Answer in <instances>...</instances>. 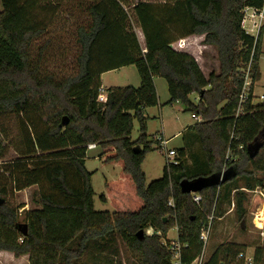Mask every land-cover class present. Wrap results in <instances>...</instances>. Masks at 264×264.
<instances>
[{
    "label": "trees",
    "instance_id": "obj_1",
    "mask_svg": "<svg viewBox=\"0 0 264 264\" xmlns=\"http://www.w3.org/2000/svg\"><path fill=\"white\" fill-rule=\"evenodd\" d=\"M44 1L50 0H0V116L18 118L22 146L16 158L3 160L7 146L0 130V251L27 255L28 264H122V250L125 264H171L169 240L161 239L176 226L177 240L186 245L181 260L190 263L203 249L200 234L209 216L221 212L224 199L232 195L243 223L247 191L264 188V94L255 103L250 89L237 112L243 70L249 65L252 83L260 78V40L243 28L244 9H260L264 0L133 3L144 51L128 28L122 0H90L87 20L76 29V71L59 81L38 76L48 39L31 64L32 42L46 32ZM192 34H204L203 43L216 48L218 73L205 77L192 55L171 46ZM129 65L137 69L139 86L106 88L100 101V75ZM155 77L166 80L168 104L181 102L201 120L187 127L191 138L177 151L176 163L167 160L162 176L146 184L141 164L154 143L160 148L156 136L147 138L143 115L158 104ZM135 118L141 133L132 141ZM90 143L100 148L103 163L120 166L100 195L111 212L93 209L91 173L84 167ZM212 173H224L226 180L199 191V203L181 192L182 179ZM32 186L35 207L19 212L24 205L8 194ZM19 223L27 225V234ZM239 252L237 244H221L206 264H239ZM254 264H264L260 248Z\"/></svg>",
    "mask_w": 264,
    "mask_h": 264
},
{
    "label": "rangeland",
    "instance_id": "obj_2",
    "mask_svg": "<svg viewBox=\"0 0 264 264\" xmlns=\"http://www.w3.org/2000/svg\"><path fill=\"white\" fill-rule=\"evenodd\" d=\"M90 0H50L43 3L48 4L44 15V25L46 32L36 38L32 42L31 55L32 65L36 63L38 48L45 40H49V45L46 48L43 58L40 63L38 76L45 74H52L55 80L59 81L65 76L72 75L76 71L75 57L79 52V44L76 42V29L87 20V10ZM123 7L128 13L129 21L128 28L135 32L141 49L145 50V42L141 30L138 28L133 16L131 8L133 3L138 1H160V0H122ZM259 31H254V36L259 37L260 53L258 55V67L260 71V78L255 80L251 85L253 102H261L260 95L264 94V15L260 18ZM247 23L244 26L247 27ZM243 26V23H242ZM179 41V40H177ZM175 41V46L178 43ZM173 44V43H172ZM181 44V43H180ZM184 51L196 50L200 54L203 53L202 61L205 71L213 69V72L218 73L219 61L217 58V50L214 46L200 47L195 44H186L182 42ZM203 44V42H202ZM172 46V45H171ZM173 47V46H172ZM174 48V47H173ZM178 48V47H177ZM201 59V57L199 56ZM247 68V67H246ZM246 68L244 70H246ZM102 78L103 86L109 87H138L140 84V77L134 65L125 66L124 68L110 70L104 73ZM155 89L158 97V104L147 107L143 115L145 117V133L148 139L162 134L163 138L167 140L166 148L168 150L174 149L176 156L178 150L186 148L188 139L191 138L186 131V127L193 125L197 121L192 117V112L185 110V106L181 102H174L168 104L169 93L167 90L166 80L162 77H155ZM100 89L98 99L105 100V92ZM190 100L196 104V94L189 96ZM19 121L15 115L0 116V130L1 138L7 146L6 158L3 160L14 159L22 150L19 142ZM139 121L133 119V128L130 134V139L135 141L140 135ZM186 131V132H185ZM146 152L141 168L145 174V183L158 179L163 174V167L167 162L165 155V148H155ZM192 144H189L190 149ZM100 148L86 150V157L84 160L85 169L91 173L90 183L93 190V209L96 211H112V206L109 201H102L100 195L105 192V181L109 179H116L119 175L120 166L116 163H103L99 158ZM175 156V159H176ZM226 157H229L227 153ZM2 161V160H1ZM251 169V166H247ZM254 170V169H253ZM256 171V170H254ZM256 173L261 176L263 172ZM241 183V181H240ZM264 184V181H263ZM35 189L34 186L24 188L20 191L9 193L8 197L11 201L24 206L19 209H31L35 205L32 203L31 195ZM263 191L262 186H255L253 190H248L247 200L245 202L246 216L243 223L237 218L235 214L234 199L232 195L225 198L223 201L221 212H216L213 216L208 218V240L205 246L206 256H209L221 244L229 243L237 244L240 251L245 255H253L257 248L262 250V258H264V212L262 215L258 214L260 209L264 210V200L261 197H255V192ZM19 222H23L20 218ZM148 234L152 230L147 231ZM164 237V238H163ZM177 237V227L170 228L165 235H162V241L175 240ZM120 261L125 264V259L128 256L123 250L120 254ZM119 259H115L112 264H118ZM243 264L242 261L238 262ZM0 264H26V257H14L10 252L0 251Z\"/></svg>",
    "mask_w": 264,
    "mask_h": 264
},
{
    "label": "built area",
    "instance_id": "obj_3",
    "mask_svg": "<svg viewBox=\"0 0 264 264\" xmlns=\"http://www.w3.org/2000/svg\"><path fill=\"white\" fill-rule=\"evenodd\" d=\"M264 15V5L262 8L260 9H255V8H245L244 9V17H243V28L245 29V31L254 36V31H259L260 28V18L261 16ZM244 23H247V27L244 26ZM254 38H256L254 36ZM243 77H244V83L241 89V92L239 94V104H238V111L240 112L241 110V104L243 102H245L246 98H247V94L251 89V85H252V80L251 77L249 75V65L247 66L246 70H243ZM261 100H263V94L260 95ZM192 117L196 120V121H200L201 117L197 116L195 114H192ZM157 140L159 141L160 147L165 148V155L167 157V160L169 162L172 163H176L175 161V156H176V151L174 149H170L168 150L166 148V143L167 140L164 139L162 136H156ZM96 147L95 143H90L87 145V149H93ZM192 194V199L195 203H199L201 200V197L198 193H191ZM261 197L264 200V192L263 191H258L255 192V197ZM169 204L173 205L172 200H169ZM208 228L202 230L201 234H200V239L203 241V249L201 251V253L195 257L190 263H184L181 260V252L183 251V249L186 248L185 244H181L177 238L175 240H170L169 243L165 242V245L167 246V251L168 253H170V261L171 264H206L207 260H208V256H206V252H205V246L208 240ZM236 260L237 261H242L243 264H254V254L253 255H245L243 252H239L236 255Z\"/></svg>",
    "mask_w": 264,
    "mask_h": 264
},
{
    "label": "water",
    "instance_id": "obj_4",
    "mask_svg": "<svg viewBox=\"0 0 264 264\" xmlns=\"http://www.w3.org/2000/svg\"><path fill=\"white\" fill-rule=\"evenodd\" d=\"M68 122V118L63 116L61 125H65ZM138 151V148H135ZM226 180V176L224 173H212L208 176H199L192 179H182L179 183L180 190L182 193H198L199 191L211 187L214 185H219ZM264 185V184H263ZM4 199L0 197V205L4 203ZM19 231L25 235L27 234V225L24 223H19L17 225ZM136 235L139 238L143 237V231L139 230Z\"/></svg>",
    "mask_w": 264,
    "mask_h": 264
},
{
    "label": "crops",
    "instance_id": "obj_5",
    "mask_svg": "<svg viewBox=\"0 0 264 264\" xmlns=\"http://www.w3.org/2000/svg\"><path fill=\"white\" fill-rule=\"evenodd\" d=\"M203 39H204V34H192V35H189V36H187V37H185V38H181V39H179V41H177V42H178L177 44H179L180 47H183L182 42H185L186 44H195L196 46H200L201 48H202V47L211 46V45H209V44H204V43L202 44ZM180 43H181V44H180ZM177 44H176V46H175V43L172 44V46L174 47V49H176V50H183L182 48H179V46H177ZM177 47H178V48H177ZM184 51L187 52V53H189L190 55H192V56L194 57V59H195L196 62L198 63V66H199V68L201 69V71H202V73H203V75H204L205 77H207V76L209 75V73L213 71V69H210L209 71H205V68L203 67V64H204V63H202V61H204V59L202 60L203 53L201 52V54H200V50H199V52H197L196 50H194V51H193V50L190 51V50H188V49H186V50H184ZM199 56L201 57V59L199 58ZM216 56H217V55H216ZM124 67H125V66H124ZM124 67H120V68H124ZM120 68H118V69H120ZM107 72H109V71H107ZM104 73H106V72H104ZM104 73H102V74L100 75L101 90H103L102 88H104V89L108 88V87L105 86V85H104V87H102V86H103L102 78H103V75H105ZM185 129H187V127H186ZM160 136H162V134H161ZM162 137H163V136H162ZM93 149H94V148H93ZM3 252H4V251H3ZM5 252H6V251H5ZM22 257H26V264H28V256H27V255H23Z\"/></svg>",
    "mask_w": 264,
    "mask_h": 264
},
{
    "label": "bare ground",
    "instance_id": "obj_6",
    "mask_svg": "<svg viewBox=\"0 0 264 264\" xmlns=\"http://www.w3.org/2000/svg\"><path fill=\"white\" fill-rule=\"evenodd\" d=\"M263 212H264V210L263 209H260L258 214L262 215Z\"/></svg>",
    "mask_w": 264,
    "mask_h": 264
}]
</instances>
